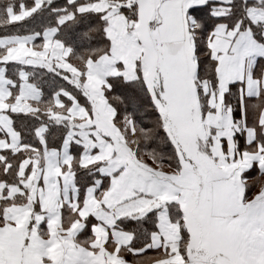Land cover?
Listing matches in <instances>:
<instances>
[{"label": "snow or ice", "instance_id": "1", "mask_svg": "<svg viewBox=\"0 0 264 264\" xmlns=\"http://www.w3.org/2000/svg\"><path fill=\"white\" fill-rule=\"evenodd\" d=\"M0 26V264H264V0H6Z\"/></svg>", "mask_w": 264, "mask_h": 264}, {"label": "trees", "instance_id": "2", "mask_svg": "<svg viewBox=\"0 0 264 264\" xmlns=\"http://www.w3.org/2000/svg\"><path fill=\"white\" fill-rule=\"evenodd\" d=\"M0 2H6V0H0ZM19 0H17V3ZM57 5H63L66 0H55ZM83 2V0H81ZM25 3H31V0H25ZM48 23L47 18L36 19V20H26L24 22H17L14 25H10L9 27L14 30H19L23 33L25 30H42V28ZM95 18L88 17L81 19L80 22L74 25L67 34L66 39H68L73 46L77 49V51H82L85 48L95 46L98 43V37L95 32L92 31V28L95 26ZM5 34V30L3 26H0V35ZM116 94H120L118 90ZM52 133L54 134L50 137V142L53 144L59 142L60 134L57 132L55 128H53ZM250 183H253L252 181ZM259 185V184H257ZM256 185V189H257Z\"/></svg>", "mask_w": 264, "mask_h": 264}, {"label": "crops", "instance_id": "3", "mask_svg": "<svg viewBox=\"0 0 264 264\" xmlns=\"http://www.w3.org/2000/svg\"><path fill=\"white\" fill-rule=\"evenodd\" d=\"M250 182H251V181H249V183H250ZM261 183H264V179H262ZM259 186H260V185H257V189H256V190H258Z\"/></svg>", "mask_w": 264, "mask_h": 264}, {"label": "rangeland", "instance_id": "4", "mask_svg": "<svg viewBox=\"0 0 264 264\" xmlns=\"http://www.w3.org/2000/svg\"><path fill=\"white\" fill-rule=\"evenodd\" d=\"M260 185V184H259Z\"/></svg>", "mask_w": 264, "mask_h": 264}]
</instances>
